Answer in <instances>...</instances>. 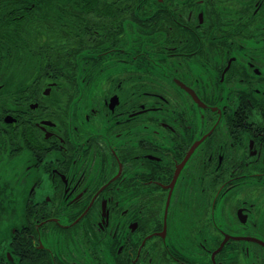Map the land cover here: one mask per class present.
Segmentation results:
<instances>
[{"label":"flooded vegetation","instance_id":"obj_1","mask_svg":"<svg viewBox=\"0 0 264 264\" xmlns=\"http://www.w3.org/2000/svg\"><path fill=\"white\" fill-rule=\"evenodd\" d=\"M27 1L0 28V264H264V0Z\"/></svg>","mask_w":264,"mask_h":264},{"label":"trees","instance_id":"obj_2","mask_svg":"<svg viewBox=\"0 0 264 264\" xmlns=\"http://www.w3.org/2000/svg\"><path fill=\"white\" fill-rule=\"evenodd\" d=\"M21 2H17L15 0H2L0 1V16H1V26L0 28H14L15 27V16L16 14H14L16 12V7L23 5V3L25 4H32L30 2H28L27 0H19ZM79 6L81 7V10H76V7ZM51 7V16L54 19H57V14H58V4H50ZM95 8H97L96 12L99 15H105L106 14V10L105 8H101L98 3H90V2H68L66 3V11L67 12H71V13H75V12H80L81 14H91L95 11ZM14 17V18H13ZM27 19L30 18L28 16V14H26ZM34 21V20H33ZM20 35V34H19ZM8 38H10L9 36H7ZM21 38V37H20ZM19 39V38H18Z\"/></svg>","mask_w":264,"mask_h":264},{"label":"rangeland","instance_id":"obj_3","mask_svg":"<svg viewBox=\"0 0 264 264\" xmlns=\"http://www.w3.org/2000/svg\"><path fill=\"white\" fill-rule=\"evenodd\" d=\"M29 45L31 46L32 49L36 47V46L34 45V42H32L31 37H30V40H29ZM23 54H24V53H22V55H23ZM4 55H6V54L4 53ZM4 62L6 63L7 60L4 59ZM7 75H8V73H7L5 76H7Z\"/></svg>","mask_w":264,"mask_h":264}]
</instances>
